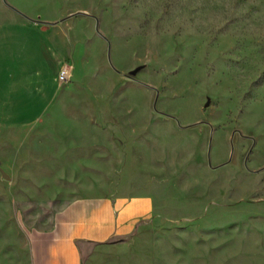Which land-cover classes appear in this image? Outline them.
<instances>
[{
    "label": "rangeland",
    "instance_id": "374dc122",
    "mask_svg": "<svg viewBox=\"0 0 264 264\" xmlns=\"http://www.w3.org/2000/svg\"><path fill=\"white\" fill-rule=\"evenodd\" d=\"M139 196L81 264H264V0H0V264Z\"/></svg>",
    "mask_w": 264,
    "mask_h": 264
},
{
    "label": "crops",
    "instance_id": "0c3cea01",
    "mask_svg": "<svg viewBox=\"0 0 264 264\" xmlns=\"http://www.w3.org/2000/svg\"><path fill=\"white\" fill-rule=\"evenodd\" d=\"M149 211L150 200L144 196L126 202L110 198L75 201L56 214L53 228L45 233L53 247L47 246L45 255L39 252L36 264H81V243L108 239Z\"/></svg>",
    "mask_w": 264,
    "mask_h": 264
},
{
    "label": "built area",
    "instance_id": "2783aa9c",
    "mask_svg": "<svg viewBox=\"0 0 264 264\" xmlns=\"http://www.w3.org/2000/svg\"><path fill=\"white\" fill-rule=\"evenodd\" d=\"M69 72L67 71V69L64 67L59 74V80L60 82H66L69 79Z\"/></svg>",
    "mask_w": 264,
    "mask_h": 264
},
{
    "label": "water",
    "instance_id": "95a60500",
    "mask_svg": "<svg viewBox=\"0 0 264 264\" xmlns=\"http://www.w3.org/2000/svg\"><path fill=\"white\" fill-rule=\"evenodd\" d=\"M133 74H135V72H133ZM2 172H3V174H4L5 177H9V176L7 175V173H5V172L3 171V169H2Z\"/></svg>",
    "mask_w": 264,
    "mask_h": 264
}]
</instances>
